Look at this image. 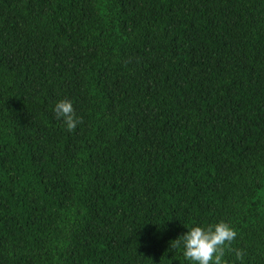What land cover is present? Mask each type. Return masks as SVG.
I'll list each match as a JSON object with an SVG mask.
<instances>
[{
  "label": "trees",
  "instance_id": "obj_1",
  "mask_svg": "<svg viewBox=\"0 0 264 264\" xmlns=\"http://www.w3.org/2000/svg\"><path fill=\"white\" fill-rule=\"evenodd\" d=\"M220 221L264 264V0H0V264H189Z\"/></svg>",
  "mask_w": 264,
  "mask_h": 264
},
{
  "label": "clouds",
  "instance_id": "obj_2",
  "mask_svg": "<svg viewBox=\"0 0 264 264\" xmlns=\"http://www.w3.org/2000/svg\"><path fill=\"white\" fill-rule=\"evenodd\" d=\"M54 113L62 119L68 131H74L81 123L72 101L64 99L55 104ZM185 225V224H184ZM187 231L171 243V248L182 250L189 264H225V249L236 239L237 232L229 223L185 225ZM237 261H243L244 253L235 250Z\"/></svg>",
  "mask_w": 264,
  "mask_h": 264
}]
</instances>
